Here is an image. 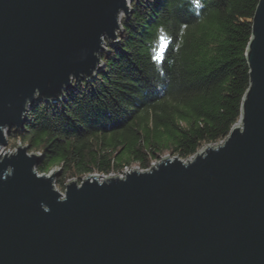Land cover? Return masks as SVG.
Returning <instances> with one entry per match:
<instances>
[{
    "label": "water",
    "instance_id": "obj_1",
    "mask_svg": "<svg viewBox=\"0 0 264 264\" xmlns=\"http://www.w3.org/2000/svg\"><path fill=\"white\" fill-rule=\"evenodd\" d=\"M133 1L0 0V264H264V0L242 116L224 140L64 192L36 169L39 152L3 151L34 102L101 72Z\"/></svg>",
    "mask_w": 264,
    "mask_h": 264
},
{
    "label": "trees",
    "instance_id": "obj_2",
    "mask_svg": "<svg viewBox=\"0 0 264 264\" xmlns=\"http://www.w3.org/2000/svg\"><path fill=\"white\" fill-rule=\"evenodd\" d=\"M258 4L134 0L101 72L63 101L29 108L20 136L43 153L36 169L48 174L59 166L80 179L120 174L148 169L165 151L187 158L224 140L250 87L246 52ZM161 35L170 44L158 64Z\"/></svg>",
    "mask_w": 264,
    "mask_h": 264
},
{
    "label": "rangeland",
    "instance_id": "obj_3",
    "mask_svg": "<svg viewBox=\"0 0 264 264\" xmlns=\"http://www.w3.org/2000/svg\"><path fill=\"white\" fill-rule=\"evenodd\" d=\"M108 46V45H107ZM106 48H108L109 49V46L108 47H106ZM105 51H107V50H105ZM102 57H103V55H102ZM103 60V59H102ZM103 64V63H102ZM104 68V67H103ZM102 68V69H103ZM84 81V80H83ZM80 82H82V81H79V80H77V81H74L73 82V86H72V88L71 89H68V90H66L65 92H73V94L77 91V89H78V84H80ZM65 97V95L62 97V98H64ZM59 102H60V100H58ZM61 101H63V99L61 100ZM26 121V123H27V121H28V119H26L25 120ZM13 128H16V127H13ZM22 129L21 130H23V131H21V130H19V131H21V132H17V131H15L14 129H12L11 130V132H6V140H7V143L5 144V149L8 151V152H10L9 150L11 149V150H13V151H11V152H14V151H16L17 149H18V147L19 146H22V147H24V146H26V144L23 142L24 141V139L23 138H21V134L24 132V130H25V128L24 127H21ZM25 133V132H24ZM13 137V138H12ZM10 148V149H9ZM9 149V150H8ZM0 151H2V150H0ZM29 154L30 155H33V154H37L38 152H36V151H31V148H29ZM170 153H169V151H165L164 153H162V154H160V156H159V158L158 159H156V160H153L152 162H151V164H156L157 162H160L161 160L160 159H162L163 157H166V156H168ZM39 155L40 156H42L43 155V153H39ZM160 160V161H159ZM37 167V166H36ZM132 168H138V166H132ZM66 170V169H65ZM64 169H62L61 167H59V166H57V167H55L54 169H52V171L51 172H49L48 173V175L50 176V175H53V177H54V184H55V187L59 190V191H62V192H64L65 191V189H66V185H67V183H68V180H70V179H74V178H76V177H72V178H70V176H71V174L70 173H67L66 171H65ZM90 175H99V176H101V178L103 177V175L102 174H98V173H96V172H94V173H92V174H90ZM86 176H88V175H86ZM86 176H82V178H84V177H86ZM62 179H64L65 180V182L62 180ZM76 180H78V181H81V179L78 177V178H76ZM61 181V182H60ZM62 181L65 183V185L63 186L61 183H62Z\"/></svg>",
    "mask_w": 264,
    "mask_h": 264
},
{
    "label": "bare ground",
    "instance_id": "obj_4",
    "mask_svg": "<svg viewBox=\"0 0 264 264\" xmlns=\"http://www.w3.org/2000/svg\"><path fill=\"white\" fill-rule=\"evenodd\" d=\"M9 149H10V148H9ZM9 149H8V150H9ZM1 150H2V149H1ZM9 151L11 152V151H13V150L10 149ZM199 151H200V150H199ZM199 151H198V152H199ZM4 152H6V149H5V148H4ZM0 153H1V151H0ZM169 153H170V154L168 155L169 157L173 158V157L177 156V157H179V158L182 159V160L190 159V158H192V157H194V156L196 155V154H194V155H192V156H190V157L182 158V157H180V156H178V155H173V154H171V152H169ZM160 160H161V159H160ZM160 160H159V161H160ZM153 164H154V163H153ZM153 164H152V165H153ZM128 170H129V169L127 168L125 171H128ZM40 174H41V173H40ZM115 175H116V174H115Z\"/></svg>",
    "mask_w": 264,
    "mask_h": 264
},
{
    "label": "clouds",
    "instance_id": "obj_5",
    "mask_svg": "<svg viewBox=\"0 0 264 264\" xmlns=\"http://www.w3.org/2000/svg\"><path fill=\"white\" fill-rule=\"evenodd\" d=\"M3 151H4V149H3ZM1 152H2V151H1ZM39 153H40V152H39ZM151 165H152V164H151ZM127 168H128V167H127ZM127 168H126V169H127ZM138 168H139V167H138ZM128 169L130 170V169H134V168H128ZM37 170H38V169H37ZM129 170H128V171H129ZM124 172H125V171H124ZM124 172H123V173H124ZM39 173H41V172H39ZM123 173H120V174H123ZM41 174H43V173H41ZM115 174H116V173H111V174H109V175H115ZM120 174H118V175H120Z\"/></svg>",
    "mask_w": 264,
    "mask_h": 264
},
{
    "label": "built area",
    "instance_id": "obj_6",
    "mask_svg": "<svg viewBox=\"0 0 264 264\" xmlns=\"http://www.w3.org/2000/svg\"><path fill=\"white\" fill-rule=\"evenodd\" d=\"M6 152H7V150H6Z\"/></svg>",
    "mask_w": 264,
    "mask_h": 264
}]
</instances>
